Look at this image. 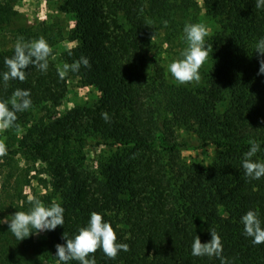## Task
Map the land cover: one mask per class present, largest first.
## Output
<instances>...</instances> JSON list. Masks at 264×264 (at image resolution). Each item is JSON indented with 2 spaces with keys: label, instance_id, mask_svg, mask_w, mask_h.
<instances>
[{
  "label": "trees",
  "instance_id": "16d2710c",
  "mask_svg": "<svg viewBox=\"0 0 264 264\" xmlns=\"http://www.w3.org/2000/svg\"><path fill=\"white\" fill-rule=\"evenodd\" d=\"M16 1L0 0V29L16 15ZM62 1L60 9L74 17L70 40L76 42L63 60L89 59L90 68L72 74L100 93V105L97 111L68 110L44 128L39 140L20 146L43 155L49 184L62 198L64 225L39 241L33 235L18 241L6 224L0 225V264L58 262L55 245L66 243L62 234L72 236L87 226L93 211L112 225L118 243L129 246L115 259L98 249L96 264H221V258L191 254L195 235L208 242L209 229L221 237L226 264H264V243L254 245L240 222L254 210L264 227V177L250 179L242 167L251 139L260 143L253 159L264 162V74L257 75L260 57L254 53L264 38V8H256L255 0H201L219 30L206 41L213 60L206 82L190 89L167 82L154 62L150 71L144 54L160 31L177 30L193 18L196 0ZM19 33L26 41L34 38L26 30ZM13 54L14 49L0 52V100H9L17 88L29 90L32 105L17 113L16 121L25 124L31 108L60 105L66 77H59L50 56L46 72L29 66L25 81L5 83L4 59ZM163 113L197 143L164 138ZM88 134L121 153L98 162L94 175L71 161L69 148ZM198 145L214 146L221 155L208 167L180 162V149ZM40 200L51 203L45 196ZM28 207L24 199L8 205L11 214Z\"/></svg>",
  "mask_w": 264,
  "mask_h": 264
},
{
  "label": "rangeland",
  "instance_id": "374dc122",
  "mask_svg": "<svg viewBox=\"0 0 264 264\" xmlns=\"http://www.w3.org/2000/svg\"><path fill=\"white\" fill-rule=\"evenodd\" d=\"M62 2V0H17L13 5L16 15L9 25L0 29V52L14 49L17 39L21 37L19 31L26 30L34 35L33 39L41 35L45 37L53 49L52 61L57 68L62 67L66 63L63 60V52L76 45L75 41L70 40L75 20L72 14L60 9ZM196 3V9L189 14L191 18L193 16L192 19L185 20L183 25H178L177 30L160 31L152 38L144 54L150 71L153 70L154 62L162 67L167 82L190 89L204 86L208 72L213 66V60L209 51L208 58L199 70L201 81L198 84L181 85L171 76L168 71L169 63L178 58L180 52L186 47L183 28L189 22L204 24L209 30L206 41L219 30L217 19L205 14L202 1L196 0ZM66 83L67 94L58 107L53 108L47 104L35 106L29 110L27 123L18 124V130L16 128L0 130V141L5 143L7 150H12L0 157V218L11 215L8 209L11 199L18 204H21L22 199L28 201L30 196L39 199L45 196V199L51 203L62 201L61 196L53 192L49 184L50 177L45 169V162L41 160L43 155L20 146L39 140L49 123L74 107L97 111L100 105V93L93 86H83L71 72L66 75ZM167 119L164 113L161 114L159 130L164 138L180 144L197 143L193 134L175 124L168 123L165 121ZM199 145L180 149L178 153L180 162L208 167L221 155L214 146ZM69 148L72 155L71 161L93 175L98 171V162L121 154L117 146L106 144L103 138L94 134L72 141ZM47 233L48 231L42 232L39 235H33L32 238L39 241L44 239ZM28 256L32 255L28 254ZM48 264H58V262H48Z\"/></svg>",
  "mask_w": 264,
  "mask_h": 264
},
{
  "label": "clouds",
  "instance_id": "9594fccd",
  "mask_svg": "<svg viewBox=\"0 0 264 264\" xmlns=\"http://www.w3.org/2000/svg\"><path fill=\"white\" fill-rule=\"evenodd\" d=\"M256 8H264V0H255ZM167 22H165L166 24ZM186 47L180 52L179 57L173 59L168 65L171 76L181 85L188 83H200V68L209 56V48L205 38L209 30L202 23H186L183 28ZM254 53L260 57L259 70L257 75L264 74V38H260L254 45ZM53 49L44 36L26 41L19 37L14 45L13 56L5 57L4 63L7 71L3 81L18 79L23 82L26 79V69L29 66L35 67L41 72H46L49 67V57ZM90 68L91 64L87 57L81 56L71 64L64 63L57 68L58 75L64 79L68 73H77L80 69ZM32 105L30 91L17 88L9 100H0V130L10 128L19 129L16 124L17 113L28 110ZM106 122L110 120L107 113H102ZM249 150L244 153L242 167L245 175L250 179L258 180L264 177V162L256 161L253 157L260 151V143L255 139L248 141ZM7 154V148L3 141H0V157ZM29 207L26 211H15L7 217L0 218V225L6 224L9 231L18 241L42 232L52 231L57 226L64 225V208L60 203L53 201L45 205L43 201L35 196L28 197ZM240 222L243 225V234L252 238L254 245L264 243V227L254 210H248L241 216ZM211 239L202 243L198 235H195L191 254L196 257L208 256L221 258V264H226L222 257L223 244L220 235L215 229H209ZM63 244H56L54 257L58 264H69L70 261H78L79 264H96L94 254L98 249L109 259H115L118 253L123 250L129 251L126 243H118L117 235L112 225L105 222L103 216L95 211L91 212L87 226L79 227L72 236L62 234ZM91 255V258H89Z\"/></svg>",
  "mask_w": 264,
  "mask_h": 264
}]
</instances>
